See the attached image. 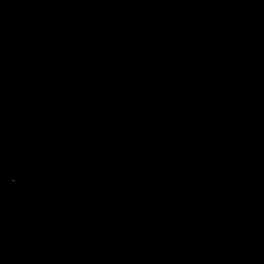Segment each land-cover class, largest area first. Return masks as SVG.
Listing matches in <instances>:
<instances>
[{"label": "water", "instance_id": "obj_1", "mask_svg": "<svg viewBox=\"0 0 264 264\" xmlns=\"http://www.w3.org/2000/svg\"><path fill=\"white\" fill-rule=\"evenodd\" d=\"M0 264H264V0H0Z\"/></svg>", "mask_w": 264, "mask_h": 264}]
</instances>
